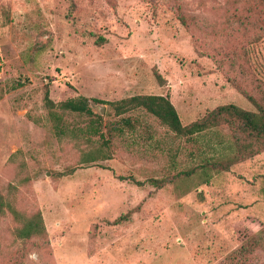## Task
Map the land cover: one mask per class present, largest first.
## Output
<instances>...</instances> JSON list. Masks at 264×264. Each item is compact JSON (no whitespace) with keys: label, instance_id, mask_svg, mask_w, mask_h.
<instances>
[{"label":"rangeland","instance_id":"1","mask_svg":"<svg viewBox=\"0 0 264 264\" xmlns=\"http://www.w3.org/2000/svg\"><path fill=\"white\" fill-rule=\"evenodd\" d=\"M239 89L264 105L261 0H0V264H220L264 226V152L225 168L228 125L175 137L126 101L186 126L254 111ZM7 204L45 234L17 239Z\"/></svg>","mask_w":264,"mask_h":264},{"label":"trees","instance_id":"2","mask_svg":"<svg viewBox=\"0 0 264 264\" xmlns=\"http://www.w3.org/2000/svg\"><path fill=\"white\" fill-rule=\"evenodd\" d=\"M264 4V0H261ZM161 81V78L158 76ZM245 99L254 107V111L244 110L235 105H223L212 110L202 120L195 121L189 125L183 126L178 114L165 96H135L126 101L133 108H143L146 112L153 115L161 125L166 126L175 133V137H188L199 134L210 127L228 125L234 131V142L238 151L236 157L229 165H237L244 160L243 155L254 157L264 152V105L247 91L238 90ZM45 106L49 110L58 107L61 110H70L73 112H83L87 108L84 104H78L73 100H68L60 104H54L46 92L44 98ZM248 157V158H249ZM241 160V161H240ZM152 184L157 185L159 182L151 180ZM13 218L20 223L19 228L15 229L14 235L17 239L28 241L37 236L45 234V228L39 213L28 218L22 217L17 211L13 210L10 204L6 205ZM5 203L0 197V213L3 212ZM127 217V216H125ZM118 221V220H116ZM264 248V226L257 232L245 237L240 242L238 248L232 250L220 264H253L252 255L258 249Z\"/></svg>","mask_w":264,"mask_h":264}]
</instances>
